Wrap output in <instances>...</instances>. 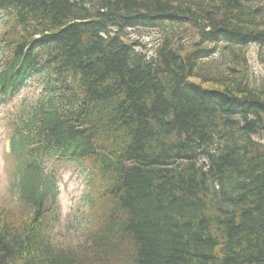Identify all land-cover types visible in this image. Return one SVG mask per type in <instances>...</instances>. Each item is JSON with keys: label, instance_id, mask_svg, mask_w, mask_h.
Here are the masks:
<instances>
[{"label": "trees", "instance_id": "trees-1", "mask_svg": "<svg viewBox=\"0 0 264 264\" xmlns=\"http://www.w3.org/2000/svg\"><path fill=\"white\" fill-rule=\"evenodd\" d=\"M0 9L9 48L0 86L36 68L47 89L14 117L11 185L28 212L0 209V264H264V76L246 73L245 45L224 46L210 75L203 62L222 30L253 39L264 64V0H0ZM146 22L162 34L151 58L126 43L128 27ZM52 155L85 159L98 181L92 219L65 245L51 234Z\"/></svg>", "mask_w": 264, "mask_h": 264}, {"label": "rangeland", "instance_id": "rangeland-1", "mask_svg": "<svg viewBox=\"0 0 264 264\" xmlns=\"http://www.w3.org/2000/svg\"><path fill=\"white\" fill-rule=\"evenodd\" d=\"M255 48L250 52V67L256 73H263L264 68L260 64ZM248 74V72L246 71ZM34 91H25L19 97L9 101L5 106L0 104V209L4 208L16 215L17 218H23L28 209H25L17 203L15 193L10 189V175L13 171V159L9 153L11 130L8 126V109L24 97L33 98ZM47 166L55 169L58 173L59 194L56 202L50 205V218L57 215V219L50 221L51 234L54 235V242L58 245H65L70 241H78L79 230L87 228V218L92 219V215L86 208V204L81 199L83 183L86 173L75 164H63L58 161H52ZM86 188V187H85ZM92 193L91 189H88ZM86 224V225H85ZM78 233V234H77ZM77 234V235H76Z\"/></svg>", "mask_w": 264, "mask_h": 264}]
</instances>
